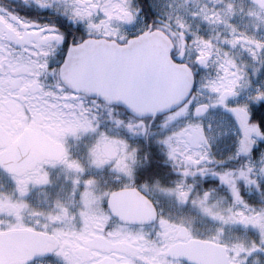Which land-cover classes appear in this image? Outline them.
<instances>
[{
	"label": "snow or ice",
	"instance_id": "1",
	"mask_svg": "<svg viewBox=\"0 0 264 264\" xmlns=\"http://www.w3.org/2000/svg\"><path fill=\"white\" fill-rule=\"evenodd\" d=\"M158 35L181 43L176 102L100 87L102 46ZM14 227L35 242L24 264H184L189 246L209 253L194 264H264V0L0 4V233Z\"/></svg>",
	"mask_w": 264,
	"mask_h": 264
},
{
	"label": "water",
	"instance_id": "2",
	"mask_svg": "<svg viewBox=\"0 0 264 264\" xmlns=\"http://www.w3.org/2000/svg\"><path fill=\"white\" fill-rule=\"evenodd\" d=\"M172 44L165 35L134 40L130 45L107 43L98 57L99 85L114 99L148 109L176 102L186 74L170 59ZM35 245L22 234L0 237V264L28 258Z\"/></svg>",
	"mask_w": 264,
	"mask_h": 264
},
{
	"label": "flooded vegetation",
	"instance_id": "3",
	"mask_svg": "<svg viewBox=\"0 0 264 264\" xmlns=\"http://www.w3.org/2000/svg\"><path fill=\"white\" fill-rule=\"evenodd\" d=\"M0 4H3V5H15V4H20V0H0ZM25 6L21 5V8H23ZM241 27H243V24L246 23V20L245 21H241ZM202 28H205L206 26L202 25L201 26ZM135 27L133 28H130L128 29V34L131 36V35H135ZM167 39L171 42L172 44V50H176L177 51V54H181V43L179 41H175L173 40L172 38H170L169 36H166ZM109 43H112V44H116L114 41L113 42H109ZM118 46H125L126 44H116ZM102 49H103V46L102 48L100 49V55L102 57V55L106 56L105 52H102ZM170 52V53H171ZM193 71H195V67L193 68ZM245 93H248V91H242L241 92V95L245 94ZM240 95V96H241ZM245 101V100H244ZM242 103V102H241ZM228 116V115H227ZM234 128H237L234 126ZM238 129V128H237ZM239 130V129H238ZM43 197L42 196H38L36 192H33L32 193V196H31V201L34 205L38 206V207H43L44 205L42 203H40V201H42ZM169 210H172L174 211V209H169ZM12 219H14V217H12ZM6 222H8L6 220ZM199 228H204L206 227L205 225L203 224H199L197 225ZM11 233H16V234H22V235H25L26 236V240H28V242H32L34 245H35V242L30 239L21 229H18V228H12L11 230L7 231V232H3V233H0V237L1 236H4V235H7V234H11ZM209 253L206 249L204 248H201V247H196V246H189L186 251L183 253L184 257H185V260H184V264H194V261H196L197 259L199 258H203L205 256H207ZM26 261L25 260H20L18 262L16 261H11V262H7L5 264H24V262Z\"/></svg>",
	"mask_w": 264,
	"mask_h": 264
},
{
	"label": "rangeland",
	"instance_id": "4",
	"mask_svg": "<svg viewBox=\"0 0 264 264\" xmlns=\"http://www.w3.org/2000/svg\"><path fill=\"white\" fill-rule=\"evenodd\" d=\"M240 102L243 103V101H240ZM218 116L222 117L225 121H228V120H229L228 116H227L226 113H224L223 111H221L220 113H218ZM244 121H245V120H244ZM231 130H232V132H233L234 135L237 134V133L239 132V130H238L237 128H236V130H235L234 126L232 127ZM223 147H224V143L222 142V143L219 145V147H216L214 150H216V151H217V154L219 155L220 148H223ZM233 231H238V230L234 229Z\"/></svg>",
	"mask_w": 264,
	"mask_h": 264
},
{
	"label": "trees",
	"instance_id": "5",
	"mask_svg": "<svg viewBox=\"0 0 264 264\" xmlns=\"http://www.w3.org/2000/svg\"><path fill=\"white\" fill-rule=\"evenodd\" d=\"M226 115H227V113H226ZM247 118H248V113H241L240 114V119L242 120V121H247ZM240 131V130H239Z\"/></svg>",
	"mask_w": 264,
	"mask_h": 264
},
{
	"label": "built area",
	"instance_id": "6",
	"mask_svg": "<svg viewBox=\"0 0 264 264\" xmlns=\"http://www.w3.org/2000/svg\"><path fill=\"white\" fill-rule=\"evenodd\" d=\"M246 97H247V95H244V96H243V98H246Z\"/></svg>",
	"mask_w": 264,
	"mask_h": 264
}]
</instances>
